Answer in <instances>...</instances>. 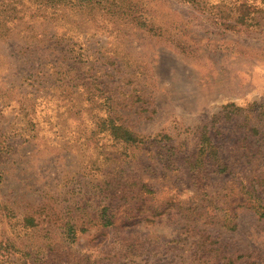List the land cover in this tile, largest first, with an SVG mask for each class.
Masks as SVG:
<instances>
[{
    "label": "rangeland",
    "instance_id": "rangeland-1",
    "mask_svg": "<svg viewBox=\"0 0 264 264\" xmlns=\"http://www.w3.org/2000/svg\"><path fill=\"white\" fill-rule=\"evenodd\" d=\"M263 211L264 0H0V264H264Z\"/></svg>",
    "mask_w": 264,
    "mask_h": 264
},
{
    "label": "trees",
    "instance_id": "trees-1",
    "mask_svg": "<svg viewBox=\"0 0 264 264\" xmlns=\"http://www.w3.org/2000/svg\"><path fill=\"white\" fill-rule=\"evenodd\" d=\"M113 124V123H112ZM114 133L121 136V138L125 142H138L137 136L132 133L128 128L124 127L123 125H114ZM134 134V135H133ZM262 217H264V211L260 213Z\"/></svg>",
    "mask_w": 264,
    "mask_h": 264
}]
</instances>
